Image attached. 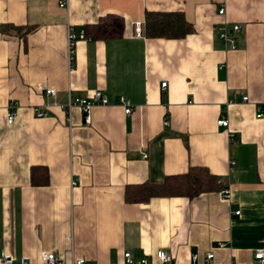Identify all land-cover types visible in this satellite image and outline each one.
I'll return each mask as SVG.
<instances>
[{
  "label": "crops",
  "instance_id": "0c3cea01",
  "mask_svg": "<svg viewBox=\"0 0 264 264\" xmlns=\"http://www.w3.org/2000/svg\"><path fill=\"white\" fill-rule=\"evenodd\" d=\"M146 12H180L192 32L137 38L133 25ZM116 23L120 38L79 40L69 69L68 26ZM2 25L34 31L25 44L0 33V257L39 264L53 252L61 264H124L130 253L154 264L163 250L173 264L209 253L208 264H260L264 0H67L66 9L56 0H0ZM233 25L240 31L232 50L219 33ZM97 91L108 104L94 105L89 125L79 107L66 112L69 99ZM119 98L132 105L129 115ZM33 167L47 169V186L31 185ZM191 167L227 179L230 199L218 192L125 201L127 187L161 184Z\"/></svg>",
  "mask_w": 264,
  "mask_h": 264
},
{
  "label": "trees",
  "instance_id": "16d2710c",
  "mask_svg": "<svg viewBox=\"0 0 264 264\" xmlns=\"http://www.w3.org/2000/svg\"><path fill=\"white\" fill-rule=\"evenodd\" d=\"M144 33L146 39L180 40L192 32L191 25L180 12H146L144 15ZM84 32L87 39L106 41L120 38L123 27L120 23L103 25H86ZM34 31L32 27L13 25L0 26L3 35L17 36L25 44L26 36ZM30 183L33 187L49 184V175L45 167H33L30 172ZM223 186L218 178L207 168L191 167L183 174L167 176L161 184H142L127 187V203H146L153 198H196L206 193H218Z\"/></svg>",
  "mask_w": 264,
  "mask_h": 264
},
{
  "label": "built area",
  "instance_id": "2783aa9c",
  "mask_svg": "<svg viewBox=\"0 0 264 264\" xmlns=\"http://www.w3.org/2000/svg\"><path fill=\"white\" fill-rule=\"evenodd\" d=\"M58 2V6L60 8H67V0H56ZM225 13L224 8H219L218 15L223 16ZM240 31L239 25H233L228 26L226 28H222L219 33L220 39L229 45L230 49H235V38L234 35L237 34ZM133 32L134 36L137 38H144V23H135L133 25ZM87 39L84 29L75 30L73 27H67V38H66V50H67V59H68V65L69 69L73 67V58H74V52H75V45L79 40ZM161 87L164 89L166 87V83H162ZM41 88L44 90L46 95L52 96L55 94V91L53 89H47L43 86ZM248 97H243L242 102H248ZM118 103L121 107L124 109V113L126 115H129L132 112V105L130 104L129 100L125 98H119ZM95 104L99 105H107V99L103 94L99 91L94 92L91 99H81V98H75V99H69L68 104L65 106V110L67 113L70 112V109L74 106L79 107V109L82 111L84 115L83 122L85 125H89L91 122V111ZM264 106L259 107L258 113L256 118H263L264 113H262V109ZM10 113L7 115L6 121L8 124H13L15 117H16V111H15V104L14 102H11L9 105ZM37 118L46 117V113L44 112H38L36 115ZM165 126L167 125V119L164 120L163 123ZM217 125L220 127H228V120L227 119H220L217 122ZM143 157H146L143 155ZM223 188L220 191V195L223 199L229 200L230 199V187L228 185L227 179H222L220 181ZM72 186L75 185V183H71ZM236 215L239 214V212H235ZM219 248H223V244H218ZM154 264H173L172 257L165 251L159 250L154 254ZM254 258L257 260L260 264H264V249L258 250L254 253ZM124 264H153L150 260L147 258H141V259H134L130 253H124L123 255ZM214 259V254L209 253L204 257V260L201 262L199 261V257L197 254L191 256V260L189 264H208L210 261ZM14 258L9 255H4L0 257V264H13ZM20 264H31L30 261L27 258H22L20 260ZM39 264H61L60 258L53 252H43L40 255V261ZM70 264H92L89 263L85 259H74Z\"/></svg>",
  "mask_w": 264,
  "mask_h": 264
}]
</instances>
